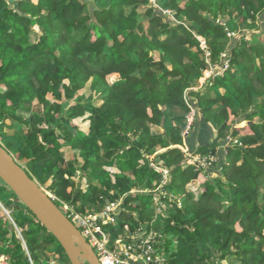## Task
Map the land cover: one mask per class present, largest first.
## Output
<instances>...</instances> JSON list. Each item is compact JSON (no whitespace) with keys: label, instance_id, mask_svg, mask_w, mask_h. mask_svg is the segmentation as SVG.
<instances>
[{"label":"trees","instance_id":"obj_1","mask_svg":"<svg viewBox=\"0 0 264 264\" xmlns=\"http://www.w3.org/2000/svg\"><path fill=\"white\" fill-rule=\"evenodd\" d=\"M239 28L237 40L230 34ZM226 59L230 67L207 90L187 93ZM88 84L91 94L80 95ZM3 85L0 142L60 201L75 203L82 191L73 180L78 157L94 176L87 189L95 209L127 194L124 204L150 221L153 193L138 190L158 186L162 174L148 156L167 148L152 161L170 169L166 188L182 197L168 199L153 226L168 263L264 264V0H0ZM190 101L198 115L185 134ZM80 117L87 131L73 123ZM229 137L225 153L218 147ZM184 143L221 155L194 200L185 186L202 168H182L185 153L172 146ZM24 207L37 222L23 232L33 259L53 245L70 263ZM7 220L0 218V253L31 264Z\"/></svg>","mask_w":264,"mask_h":264},{"label":"built area","instance_id":"obj_2","mask_svg":"<svg viewBox=\"0 0 264 264\" xmlns=\"http://www.w3.org/2000/svg\"><path fill=\"white\" fill-rule=\"evenodd\" d=\"M224 56L226 57V54H224ZM229 67L230 60L226 59L220 67H218V65H211L207 70H211L213 74L215 72L222 73ZM190 102H188V104L191 107V113L185 134L188 133L194 119L198 115V106H193L191 104L192 102ZM235 142H237V140H235ZM231 143L232 138L229 137L221 149H224L225 153H227V147ZM182 150L185 153V158H187L186 154H189V152L193 154L197 153L189 150L187 146L183 147ZM217 152H210L206 156L194 155L192 157L199 163L200 166L196 164L197 166L206 168L207 170L212 167L214 163L219 161L221 155ZM150 163L162 174V179L155 188L156 190L153 189L154 191L151 192L154 196L153 201L157 206V212H161V206H163V204L160 196L161 192L167 190L166 187L171 182V172L169 168L157 165L152 159ZM135 191L137 190H133V192ZM51 196L60 206L61 210L78 227L82 235L98 255L101 264H165V256L160 252L157 246L158 232L152 230L151 225L141 220L138 216H136L138 228L133 229L128 222L123 221L122 217L126 211L123 200L110 201L100 209L92 208L89 210H81L75 203L60 201L57 196L53 194H51ZM172 198L174 199L176 196ZM179 204H181V201H179ZM0 205L3 207L5 216L16 226L15 219L12 216L13 209H7L1 202ZM164 212L165 210L162 213ZM120 222L124 224L122 229L119 227ZM30 261L34 264L31 257ZM0 264H12L9 255L0 253Z\"/></svg>","mask_w":264,"mask_h":264},{"label":"rangeland","instance_id":"obj_3","mask_svg":"<svg viewBox=\"0 0 264 264\" xmlns=\"http://www.w3.org/2000/svg\"><path fill=\"white\" fill-rule=\"evenodd\" d=\"M151 1H152V3L155 2V0H151ZM240 29L241 28H239V31H237L236 34L235 33H231L230 35L232 37L237 36V40L240 39L242 37V35L244 34V32L240 31ZM37 30H38V28H37ZM248 32H251V31L250 30H246L245 33L247 34ZM195 37L200 39L202 47L206 48V42L204 41V39L202 37L196 36V35H195ZM207 55H210L209 51H207ZM218 67H220V65H218ZM223 73H224V71L222 73L215 72L213 74V72L211 70H206L204 72V76L202 78H200L198 84L196 86H194L193 88H191V89L193 91H196V92H200V91H202L204 89H208L209 85H211L212 78H214L218 74L223 75ZM117 79H118V75L117 74H113V75H110L108 77V80H109L110 83H113ZM5 89H6V87L4 85L0 87V91H5ZM192 90L187 89V93H189ZM79 94L80 95H85V97L89 96L91 94V89L89 87V84L84 89L80 90ZM49 97H50V99L55 100V98L51 94L49 95ZM192 97L193 98H197L198 96L193 95ZM73 101H75V100H73ZM96 102H97V104L101 103V101H99V100H97ZM190 113H191V111H189L188 114L186 115V117H187L186 129H187V126L189 124L188 119H189ZM87 116H88V114L86 115V118H87ZM4 123H6L8 125L9 124L11 125L10 119L6 120V122H4ZM73 123L78 125V128H81L82 130L87 131V121L84 120V117H80V118L75 119L73 121ZM244 124H247V122L242 123L241 125H244ZM73 131H74V133H76V130L73 129ZM164 131H165V128L164 129L156 128L154 132L155 133H159V132H164ZM3 133H6V132H3ZM0 135L2 136V134H0ZM2 138H3V136H2ZM0 141H1V139H0ZM223 144L220 145V147H218L219 150L222 148ZM180 147H181L180 149H182L183 145H181ZM163 150L164 149H159L155 154L150 155L148 157L150 159H154L155 155L157 153L162 152ZM64 151L66 153L67 161L68 160L75 161V158H74V156H75L74 152L75 151L74 150L70 149L69 147H65ZM209 153H207V154H209ZM207 154L203 153L202 151L201 152H197L195 154L189 152V154H186L187 158L185 159V163L182 166V168L184 169L185 167H188L189 165H196V164L199 165V163L196 162L194 160V157H192V156H194V155L206 156ZM77 159H78L79 162L78 161L74 162L77 171H76V173H75V175L73 177V180H74V182L76 184L75 189H82V191L80 192V194L76 198L75 204L81 210H86V209L89 210V209L94 208V203L91 200L90 192H89V189H87V188H88V186H90L92 184V182L94 180V176H93L91 171L88 172V173H84L83 171H81V169H79V168H83L82 166L84 165L85 161H83V159L78 158V157H77ZM206 173H207L206 168H202L201 169V174H203V175H201L199 177V179L194 180V182L192 181L193 183L192 182L187 183V185L185 186L187 193H189L191 195L193 200L197 199L198 196L202 193L201 187L203 185V182L206 180V176H204V175H206ZM48 184L50 185V183H48ZM155 184L156 183L154 181V185ZM45 187L48 188L47 186H45ZM140 190L143 193H151L152 191H154L156 189L153 190L151 187H147L146 186V187L140 188ZM84 191H86V192H84ZM49 192L51 194L55 195L52 190H49ZM126 196H127V194H125L123 196L121 195L117 200H123L124 201ZM175 196L177 197V199L179 201H181L182 197H179L180 194H178V193H176L174 191H170L169 189H167L165 192H161L160 199H161V202L163 204V206H161L162 211L161 212H157V206H156V204L153 201L152 211H150L151 214L153 212V214H152L153 217H152V219L150 221H148L149 218H146V220H144V222L149 223L151 225L152 230H155V231L158 232V235H160L161 232L159 230L155 229L153 226H154L155 222L158 219H160L161 215H163L162 212L164 210L166 211L169 208H171V205L168 203V199L172 200L173 199L172 197H175ZM110 201H114V200H108L107 203L110 202ZM0 202L7 209H10V208L13 209L12 210V216L15 218V223H16V226L13 224V227H14L15 232L17 233V236L22 241V245H23V247L25 249V253H26V256L28 257L29 261H30V257H31L34 264H70L68 262L67 258L65 257L64 253L60 249H55L53 245L50 246V247H47V249H44L43 254H42L41 258H40L41 260L40 259H38V260H34L33 259L32 254L30 253V251H29V249L27 247L26 241L24 239L23 232L29 230V228L31 226H36L37 222L35 221V219L32 216V214L28 210L25 209L23 203L17 198V196L14 194V192H12V190L1 179H0ZM124 207H125L126 211H125V214L122 217V219H123V221L128 222L130 224L131 228H133V224L136 223V216L138 215V213L137 214L134 213V211L130 210L131 208L129 209V207H127L125 204H124ZM2 217L5 218L6 220L9 219V218H7L5 216V214L3 212V207L0 205V218H2ZM131 217H134V218L132 219ZM9 220H7L8 224L10 223ZM30 220L34 221L31 226H29V224H27V223H30ZM18 223H19V225H18ZM123 225H124L123 222H120L119 227H121V229H122ZM138 227H139L138 224H136L135 228H138ZM135 228H133V229H135ZM164 256H165V259H166L165 264H169L168 263V261H169L168 260V255L164 254ZM9 259H10V257H9ZM30 263H31V261H30ZM222 263L225 264L227 262L224 261Z\"/></svg>","mask_w":264,"mask_h":264},{"label":"water","instance_id":"obj_4","mask_svg":"<svg viewBox=\"0 0 264 264\" xmlns=\"http://www.w3.org/2000/svg\"><path fill=\"white\" fill-rule=\"evenodd\" d=\"M0 179L56 238L71 264H101L78 227L61 210L49 191L0 142Z\"/></svg>","mask_w":264,"mask_h":264},{"label":"crops","instance_id":"obj_5","mask_svg":"<svg viewBox=\"0 0 264 264\" xmlns=\"http://www.w3.org/2000/svg\"><path fill=\"white\" fill-rule=\"evenodd\" d=\"M204 90H207V89H204ZM203 91V90H202ZM196 92V91H195ZM191 98L192 99H195V98H193L192 97V95H191ZM209 123H210V126L211 127H213V137H215L216 136V134H217V129H216V127L214 126V124H212V122H210L209 121ZM208 128V127H207ZM156 128H154V130H155ZM161 129H163V128H161ZM211 133V129H207V133L206 134H203V132H201V138H202V142L203 141H205V139L207 138V136L209 135ZM200 137V136H199ZM186 143V142H185ZM183 144V147H186V144ZM196 147L198 148L199 146H200V141H198L196 144ZM222 145V144H221ZM181 146V145H180ZM179 145H176V146H172V147H178V148H181ZM220 147V146H219ZM167 150V148H165L162 152H160V153H163L164 151H166ZM215 175V174H214ZM194 182V181H193ZM192 182V183H193ZM193 185V184H192Z\"/></svg>","mask_w":264,"mask_h":264}]
</instances>
